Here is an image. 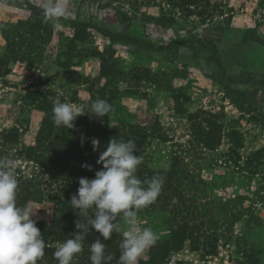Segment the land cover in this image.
Returning <instances> with one entry per match:
<instances>
[{"label": "rangeland", "instance_id": "1", "mask_svg": "<svg viewBox=\"0 0 264 264\" xmlns=\"http://www.w3.org/2000/svg\"><path fill=\"white\" fill-rule=\"evenodd\" d=\"M28 1L44 8L45 0ZM57 2L65 8V15L49 22L54 38L41 45L43 53L24 48L18 53L26 63L12 62L0 73V131L17 127L21 145L34 144L44 115L26 102L30 89L59 91L67 103L77 105L101 99L103 92L106 100L116 96L108 114L113 123H160L169 141H153L148 148L144 156L151 170H167L175 154H181L193 160V166L205 168L196 170L203 177L222 175L221 162L216 166L210 161V152H194L188 147L189 122L175 111L172 86L189 95L191 100L184 105L188 113L201 109L216 113L224 117L228 130L238 129L244 135V157L264 148V0H212L211 8L193 14L163 0H104L103 7L98 0ZM31 16L30 10L14 0H0V28L27 22ZM3 37L0 33V57L6 47ZM71 40L79 45L84 41L87 48L119 61L120 78L104 79V65L96 58L69 70L60 66ZM74 59L73 64L78 60ZM145 71L151 76L141 77ZM229 146L224 138L213 158L223 160L220 156L228 153ZM186 151L188 154L183 153ZM239 181V187L216 191L222 198L236 196L230 214L245 210L243 219L231 224L235 233L222 235L223 225L229 222L219 223L217 254L205 257L187 246L166 264H256L251 257L264 264V203L258 202L264 196V178L251 184ZM241 195L246 200L237 198ZM28 208L36 212V222H57L54 206L48 202ZM253 216L258 218L256 222L251 220ZM118 222L125 230L124 221ZM138 226L151 227L157 240L170 235L165 221L156 214H138ZM149 250L140 260L148 259Z\"/></svg>", "mask_w": 264, "mask_h": 264}, {"label": "trees", "instance_id": "2", "mask_svg": "<svg viewBox=\"0 0 264 264\" xmlns=\"http://www.w3.org/2000/svg\"><path fill=\"white\" fill-rule=\"evenodd\" d=\"M16 5L24 6L32 16L27 22L16 25H5L0 28V33L6 42L5 53L0 57V73L3 67L9 68L13 63H26L25 57L19 56L18 51L26 48L38 55L43 53L42 46L54 38V30L50 27L51 19L44 14V8L35 6L28 0H14ZM103 7L104 0H98ZM111 1V0H110ZM167 5L186 13L193 14L197 10L212 7V0H163ZM109 5L106 3L105 7ZM50 22V23H49ZM123 22V20H122ZM45 34L46 36H44ZM67 39V38H66ZM71 40L69 52H64L65 61L60 66L69 70L73 65L82 63L91 58L100 59L103 67L102 77L106 80L120 78L118 72L119 61L114 62L110 57L103 55L98 49L86 47V42ZM84 47V48H83ZM77 57L75 61L74 57ZM9 73V70L7 71ZM149 77L151 73L145 71L141 77ZM158 77V76H155ZM175 111L180 116H186L189 122L188 147L192 151L210 152L213 163L221 164L224 168L222 175L214 178H205L196 170L205 169L194 166L189 157L175 154L172 164L167 170L155 172L151 170L145 160V154L153 141L168 142L160 123L153 126H141L134 123H113L108 115L96 118L94 114L85 113L74 121V128L67 129L63 126L56 127L53 123V104L48 97H59L62 102L67 100L62 93L55 90L46 92L30 89L26 94V102L36 107L43 113V121L31 146H22L21 135L17 127L0 131V159L11 158L16 161L15 174L19 182L17 204L28 207L30 204L50 203L54 206L57 222L39 221L36 226L40 229L45 240V256L38 264H58L54 257L56 245L71 238L78 230L75 227L79 219L71 209V197L77 193L79 179L95 178V172L102 169V164H97L99 154L106 150L111 139L117 141L132 140L137 146V155L143 158V163L138 167L137 176L142 180L151 179L156 175L163 176L165 183L155 203L140 210L138 214L144 217H162L167 225L170 235L165 240H157L150 247L148 259L140 260L139 264H166L176 254L187 246L193 252H200L203 256H215L218 250L220 222H229L223 225L224 236L235 233L231 224L237 223L244 217L245 210H235L230 214L231 206L236 196L222 198L216 191L225 192L233 185L241 186V181L251 184L257 178H264V148L258 149L244 157L241 151L245 148L244 135L236 128L227 129L224 117L199 110L188 113L184 105L190 102V97L181 89L170 88ZM101 99L106 100V94L101 93ZM116 96L106 100L110 105ZM83 138V144H82ZM224 138L230 142L228 153L220 157L219 162L213 157L218 153ZM92 139H98V151H93ZM188 154V151L183 152ZM186 158H189L187 161ZM200 156L199 159H201ZM92 167V171L82 167L83 164ZM259 194V193H257ZM239 200H246L242 195ZM258 202L264 203V196ZM243 202V201H242ZM257 204V203H256ZM236 211H239L237 214ZM91 215V210H89ZM84 222V217H80ZM256 222L254 216L251 218ZM250 220V221H251ZM231 231V232H230ZM103 239L98 232L92 230L84 241V251L78 254L76 264H91L89 247L97 239ZM121 233L114 232L110 240L102 241L106 245V253L113 255L111 264H117L120 256ZM251 261L258 264L253 257Z\"/></svg>", "mask_w": 264, "mask_h": 264}, {"label": "clouds", "instance_id": "3", "mask_svg": "<svg viewBox=\"0 0 264 264\" xmlns=\"http://www.w3.org/2000/svg\"><path fill=\"white\" fill-rule=\"evenodd\" d=\"M43 7L45 16L50 19L65 15V8L57 0H45ZM48 99L53 104L52 119L56 127L72 129L74 121L85 113L102 118L111 111V105L104 99L86 105L62 102L59 97ZM91 143L93 151H98L100 141L92 139ZM136 153L134 141L111 139L106 150L99 154L97 164L103 167L95 172V178L79 179L77 193L70 200L71 209L79 217L75 224L78 231L54 252L58 264H76L92 230L103 239H95L89 247L91 264H111L113 255L106 253L102 241L110 240L114 232L122 235L117 264H139L145 250L156 244L157 233L151 227L138 226V212L156 202L165 178L156 175L142 181L137 171L143 158ZM82 167L92 171L86 163ZM16 168L14 159H0V264H38L45 256L46 244L33 219L36 212L17 204ZM80 217H84V222ZM120 219L127 225L123 231L118 222Z\"/></svg>", "mask_w": 264, "mask_h": 264}]
</instances>
